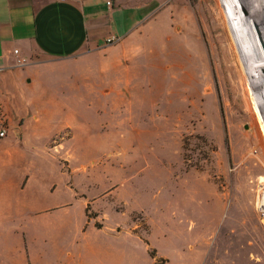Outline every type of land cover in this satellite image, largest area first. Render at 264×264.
<instances>
[{
  "label": "rangeland",
  "instance_id": "1",
  "mask_svg": "<svg viewBox=\"0 0 264 264\" xmlns=\"http://www.w3.org/2000/svg\"><path fill=\"white\" fill-rule=\"evenodd\" d=\"M233 37L226 0H168L121 40L41 64L66 114L40 152L53 209L22 216L29 264L64 251L75 264H264V122ZM65 180L74 199L60 206Z\"/></svg>",
  "mask_w": 264,
  "mask_h": 264
},
{
  "label": "crops",
  "instance_id": "2",
  "mask_svg": "<svg viewBox=\"0 0 264 264\" xmlns=\"http://www.w3.org/2000/svg\"><path fill=\"white\" fill-rule=\"evenodd\" d=\"M167 1L0 0V105L10 126L0 142V264H29L32 226L22 216L53 209L44 205L50 186L40 152L57 129L54 120L63 123L66 113L41 64L119 41ZM63 192L68 200L60 206L71 204L66 180ZM75 263L66 251L58 262Z\"/></svg>",
  "mask_w": 264,
  "mask_h": 264
},
{
  "label": "bare ground",
  "instance_id": "3",
  "mask_svg": "<svg viewBox=\"0 0 264 264\" xmlns=\"http://www.w3.org/2000/svg\"><path fill=\"white\" fill-rule=\"evenodd\" d=\"M226 3L234 29L231 46L237 71L244 63L248 67V77L239 75L240 85L245 95L254 91L251 102L264 122V0H226Z\"/></svg>",
  "mask_w": 264,
  "mask_h": 264
},
{
  "label": "built area",
  "instance_id": "4",
  "mask_svg": "<svg viewBox=\"0 0 264 264\" xmlns=\"http://www.w3.org/2000/svg\"><path fill=\"white\" fill-rule=\"evenodd\" d=\"M15 53H17V51H15ZM9 127L8 119L6 118L0 105V142L7 137L9 133ZM260 209L262 212H264V194L260 199Z\"/></svg>",
  "mask_w": 264,
  "mask_h": 264
}]
</instances>
